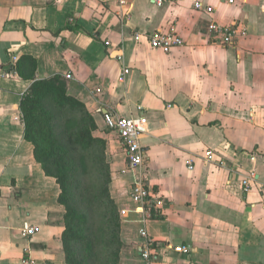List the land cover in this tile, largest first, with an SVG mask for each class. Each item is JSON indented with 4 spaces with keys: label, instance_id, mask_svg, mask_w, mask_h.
<instances>
[{
    "label": "crops",
    "instance_id": "1",
    "mask_svg": "<svg viewBox=\"0 0 264 264\" xmlns=\"http://www.w3.org/2000/svg\"><path fill=\"white\" fill-rule=\"evenodd\" d=\"M202 1L213 14L188 0L162 7L151 0L126 7L0 0V264H23L26 256L66 264L60 188L36 161L21 112L33 83L55 76L93 115L94 136L106 141L110 195L119 215L127 211L120 215L119 264H264V0ZM211 21L245 27L248 35L225 48L209 36ZM171 30L184 46L170 54L150 47L146 37ZM14 56L15 74L6 77ZM138 107L147 126L142 171L131 167L99 112L137 116ZM209 150L211 163L204 160ZM141 172L163 201L147 221L130 197ZM26 223L40 228L33 239L21 235ZM141 228L157 243L150 263L142 258Z\"/></svg>",
    "mask_w": 264,
    "mask_h": 264
},
{
    "label": "trees",
    "instance_id": "2",
    "mask_svg": "<svg viewBox=\"0 0 264 264\" xmlns=\"http://www.w3.org/2000/svg\"><path fill=\"white\" fill-rule=\"evenodd\" d=\"M17 61L8 72L15 71ZM31 65L34 67L35 62ZM21 112L25 138L46 176L60 188L66 264H119L122 250L119 208L111 198L107 144L94 136L96 121L84 103L68 94L62 77L35 81ZM153 219L159 211L151 206Z\"/></svg>",
    "mask_w": 264,
    "mask_h": 264
},
{
    "label": "built area",
    "instance_id": "3",
    "mask_svg": "<svg viewBox=\"0 0 264 264\" xmlns=\"http://www.w3.org/2000/svg\"><path fill=\"white\" fill-rule=\"evenodd\" d=\"M86 1V0H78ZM103 4L118 3L120 7H126L132 0H97ZM187 0H151V2L157 6L162 7L168 3H179ZM192 2L193 7L197 11H204L208 15L214 13V8L211 6H206L202 0H188ZM209 36L213 38L219 45L225 48L235 47L241 38L248 35L247 29L245 27H240L239 25H222L215 21H211L208 27ZM141 34H136L135 38L137 41L142 39ZM150 47L154 50L161 51L164 54H170L174 49L182 47L185 45L184 39L175 31L171 30L169 32H156L150 34L146 37ZM106 46H110L107 42ZM119 61H122V56L116 57ZM14 62L17 61V57H12ZM2 74L6 77H13L15 71H2ZM128 75V70L123 71L122 80ZM71 78V77H68ZM100 89L96 90L94 94H99ZM100 113L104 116V121L107 128L116 133L120 141L123 143L127 157L130 161L131 167L135 170L142 171L145 162L147 160V152L141 144V138L147 132V126L144 117V111L142 107L137 108L138 115H131L129 117L115 115L113 113L103 112L101 109ZM216 159L215 153L211 150L206 151L204 155L205 162L211 163ZM190 170L194 169V161L188 160L186 162ZM223 165V163H221ZM245 192L249 191L250 185L249 181L245 180L243 182ZM130 197L132 201L140 206V210L144 215V221L153 219V214L151 206L154 205L156 209L163 206V201L150 189L145 175L143 172L139 174L138 180L133 184ZM127 213L126 210L120 212L121 216ZM40 231V228L36 225H31L26 223L21 231V235L24 239H33ZM139 234L143 239L142 247V258L150 263L151 256L157 248V243L153 238L150 237L145 228L139 230ZM174 251L177 253H185L188 251L187 247H175ZM23 264H34L30 257H25L23 259Z\"/></svg>",
    "mask_w": 264,
    "mask_h": 264
},
{
    "label": "rangeland",
    "instance_id": "4",
    "mask_svg": "<svg viewBox=\"0 0 264 264\" xmlns=\"http://www.w3.org/2000/svg\"><path fill=\"white\" fill-rule=\"evenodd\" d=\"M94 134H95V132H94ZM98 139H101V138H98ZM101 140H104V139H101ZM105 141V140H104ZM106 142V141H105ZM108 159V158H107Z\"/></svg>",
    "mask_w": 264,
    "mask_h": 264
}]
</instances>
